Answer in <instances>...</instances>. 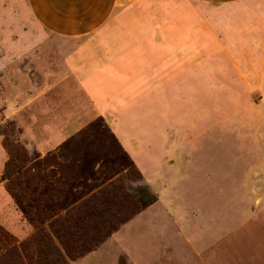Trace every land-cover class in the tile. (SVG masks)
<instances>
[{
    "label": "crops",
    "instance_id": "obj_1",
    "mask_svg": "<svg viewBox=\"0 0 264 264\" xmlns=\"http://www.w3.org/2000/svg\"><path fill=\"white\" fill-rule=\"evenodd\" d=\"M22 13L33 29L27 36L60 43L35 46L50 50L51 59L33 62L26 70L34 72L19 77V128L41 135L33 151L43 155L70 139L84 140L91 117L102 121L100 128L154 196L121 231L146 221L147 243L158 257L169 242L159 231L166 229L170 204L189 190L191 207L197 206L203 180L219 179L203 169L204 146L216 148L214 156L225 145L232 217L226 230L248 226L244 236H259L264 262V113L256 110L264 88L252 87L264 86V0H22ZM253 93L260 96L253 112L230 115L227 109L225 142L204 144L206 130L220 131L218 102H246ZM48 94L58 97L49 107ZM237 179L252 187L257 182L259 191L258 203L244 206L240 225L232 202ZM194 223L199 228L189 259L206 264L225 225L214 229L212 223L203 238L205 223L198 217Z\"/></svg>",
    "mask_w": 264,
    "mask_h": 264
},
{
    "label": "rangeland",
    "instance_id": "obj_2",
    "mask_svg": "<svg viewBox=\"0 0 264 264\" xmlns=\"http://www.w3.org/2000/svg\"><path fill=\"white\" fill-rule=\"evenodd\" d=\"M28 30L33 29L22 13V0H0V264H195L189 255L194 252L191 239L198 234L197 217L207 224L200 225L203 238L208 237L204 230L212 229V223L214 229L216 223L220 228L225 225L210 255L204 256L206 264H264L259 236H244L248 226L229 233L226 230L228 216L229 220L232 217L225 145H220L214 156L216 148H203V169L217 172L219 179L213 183L203 180L197 206L191 207L193 191L187 190L180 196L181 202L173 201L166 210V229L159 235L164 234L169 242L161 244L160 258L153 257V246L147 243L151 232L146 221L121 231V226L154 196L100 128L102 121L91 117L87 124L93 128L84 134V140L70 139L55 151L35 153L33 147L41 135L35 131L21 133L19 128V77L34 72L33 68L26 70L33 62L51 59L50 50L43 52L35 46L60 43L48 37L27 36ZM35 83L31 75V89ZM27 86L23 85L24 91ZM226 89L219 86L220 93ZM47 96L46 105L53 106L58 97ZM259 101L257 93L246 102L220 100V131L206 130L203 143L215 139L225 142L230 129L227 109H232L230 115L238 110L253 112ZM258 109L264 113V101ZM206 114L204 119H209ZM234 184L232 202L240 225L244 206L256 205L259 191L257 182L252 187L248 179H237Z\"/></svg>",
    "mask_w": 264,
    "mask_h": 264
},
{
    "label": "trees",
    "instance_id": "obj_3",
    "mask_svg": "<svg viewBox=\"0 0 264 264\" xmlns=\"http://www.w3.org/2000/svg\"><path fill=\"white\" fill-rule=\"evenodd\" d=\"M11 196L15 200V198H16L15 195L14 194H11ZM153 202H154V199H152L150 202H148L146 205H144L142 209H144L145 207H147L148 205H150Z\"/></svg>",
    "mask_w": 264,
    "mask_h": 264
}]
</instances>
